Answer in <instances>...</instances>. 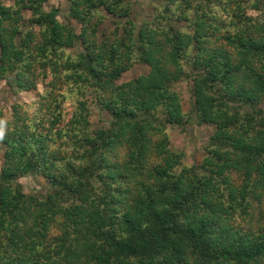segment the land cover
Here are the masks:
<instances>
[{
  "label": "trees",
  "instance_id": "1",
  "mask_svg": "<svg viewBox=\"0 0 264 264\" xmlns=\"http://www.w3.org/2000/svg\"><path fill=\"white\" fill-rule=\"evenodd\" d=\"M3 1L0 85L36 99L0 109V264H264V0H160L140 24L131 0L62 21ZM187 81L214 129L191 166L167 134Z\"/></svg>",
  "mask_w": 264,
  "mask_h": 264
},
{
  "label": "rangeland",
  "instance_id": "2",
  "mask_svg": "<svg viewBox=\"0 0 264 264\" xmlns=\"http://www.w3.org/2000/svg\"><path fill=\"white\" fill-rule=\"evenodd\" d=\"M0 3L7 4L3 0ZM132 3V19L140 24L148 21L154 14L155 8L160 7L162 1L160 0H131ZM67 0H49L44 8L48 11L51 8L59 10V20L62 21L67 12ZM76 30L79 31L78 25L73 23ZM103 32L109 33L113 30L111 21H107L102 27ZM148 67L145 65H134L127 73L120 79L121 82L130 81L140 75L146 74ZM41 90L42 88L39 87ZM177 91L182 99L183 112L186 115L187 122L183 126H169L167 134L170 143L174 150L184 154V162L186 165H198L201 163L205 156V146L209 137L214 132L213 127L207 125H200L196 121L195 115L192 113V96H191V83L181 82L177 85ZM35 93L21 92L14 94L4 84L0 85V109L3 110L8 117L11 112V106L14 103L31 104L35 101ZM264 109V103L262 105ZM91 121L97 123L99 116L94 111L91 115ZM1 163V162H0ZM22 185L23 191L27 194L32 193H45L49 190V184L39 176H28L18 179Z\"/></svg>",
  "mask_w": 264,
  "mask_h": 264
}]
</instances>
